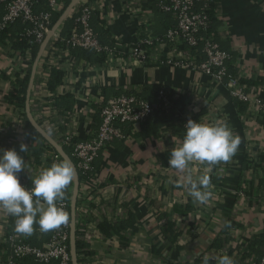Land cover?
Returning <instances> with one entry per match:
<instances>
[{
    "label": "crops",
    "instance_id": "0c3cea01",
    "mask_svg": "<svg viewBox=\"0 0 264 264\" xmlns=\"http://www.w3.org/2000/svg\"><path fill=\"white\" fill-rule=\"evenodd\" d=\"M101 1L103 14L99 15L106 20L110 42L118 56L109 70L96 67L95 71H86L82 65L87 60L73 53L59 56L49 69L64 74L63 85L55 94L46 92L37 81L39 69L46 64V50L34 72L41 48L34 61L31 53L20 60L11 57L10 48L0 49V149H15L25 159V170L18 175L28 178L35 166L40 167L45 143L54 148L53 143L57 144L71 131L77 141L87 138L93 124L100 122L97 98L107 102L140 91L155 102L161 89L174 91L184 97L188 116L206 110L203 123L225 121L233 134L240 137L238 150L228 162L190 165L194 176L207 168L213 195L206 204H199L177 186L185 173L169 167L168 159L181 141L165 125L154 131L158 117L147 120L145 125L151 129L146 132L141 133V126L134 125L131 133L139 132L140 136L117 140L99 154L91 182L86 184V201H82L78 212L76 204L75 223L79 227L76 240L87 244L79 251L77 263L203 264L207 259L217 264L220 256H229L228 244L221 251L212 247L223 231H228L236 241L234 246H242L240 252L264 229V165H258L264 153V113L257 104L260 101L264 105V0H216L215 27L220 46L232 54L228 64L249 97L244 112H240L225 85L201 72L129 62L127 57L137 30L136 14L123 11L119 0ZM138 3L150 18L153 31L164 33L157 16L158 0H138ZM2 15L0 11V20ZM64 15H60L56 25V32L62 37H65L62 27L68 20L63 19ZM26 73L31 74L30 98L23 116L8 105L6 97L15 89L17 77ZM57 94L68 95L62 99L61 107L53 106ZM68 104L71 112L66 118L61 111ZM21 144L27 151L20 152ZM256 165L259 167L255 168ZM70 191L73 201L74 181ZM70 211L72 217V204ZM103 221L111 224L131 221L137 232L127 228L121 237L110 238L100 232ZM9 223H14V219L0 209V264L8 257L5 237ZM167 231L177 235V239L166 238ZM48 234L34 225L31 235L39 236L43 246ZM229 257L238 264L241 256Z\"/></svg>",
    "mask_w": 264,
    "mask_h": 264
},
{
    "label": "built area",
    "instance_id": "2783aa9c",
    "mask_svg": "<svg viewBox=\"0 0 264 264\" xmlns=\"http://www.w3.org/2000/svg\"><path fill=\"white\" fill-rule=\"evenodd\" d=\"M73 1L70 0V3ZM119 1L123 11L136 14L137 17L135 42L127 57L129 62L141 65L155 63L159 66L201 72L212 77L219 84L225 85L233 98L249 103V97L243 92L237 75L228 73L229 54L221 49L212 36L205 35L209 28L205 10L212 0H159V9L168 12L175 20V25L163 38L151 36L150 18L140 9L138 0ZM66 3L67 0H0V11L3 13L0 20V35L20 23L24 26L20 36L27 39L29 49L36 46L41 48L55 27H53L54 15L65 14L68 9ZM101 3V0H79L64 18L72 19L74 22L70 35L62 37L60 33L54 32L46 48V64L39 69L37 78L42 87H45L51 71L49 69L55 66L59 56H71L72 51L77 49L93 51L105 57L104 63L91 65L88 62L83 63L82 67L86 71H95L96 67L103 70L112 68V63L118 59L117 51L100 41L91 23L94 12L99 11L101 15L103 14ZM105 28H108L107 24ZM145 46L149 47V50H146ZM19 59L24 60L23 57ZM170 92L167 88L160 90L158 99L162 102V106L148 103L128 93L113 97L107 102L96 97L97 99H94H96L100 122L93 124L94 127L89 130L87 138L77 141L74 131H71L66 133L57 145L61 148L69 147L81 173L89 177L94 172V165L99 154L115 141L126 138L120 125L141 124L154 114L168 111L172 104L169 98ZM90 99L93 100V96ZM257 104L264 113V105L260 101H257ZM49 147V144L45 143L42 160L39 162L40 167H34L31 177L23 179L19 177L23 186L31 187V179L47 168L48 159L51 164L64 161L57 151L50 152ZM89 182L91 179L87 178L85 185ZM69 187L65 190V199L59 206L69 213L70 222L66 226L53 230L52 237L41 247L29 243L27 241L29 236L15 233L14 224L9 223L5 237L8 257L4 264H16L17 261L24 259H31L36 264H73L72 217L69 211L72 194ZM246 248L245 245L244 250L250 254ZM238 264H264V256L259 259L254 255L245 259L240 257Z\"/></svg>",
    "mask_w": 264,
    "mask_h": 264
},
{
    "label": "clouds",
    "instance_id": "9594fccd",
    "mask_svg": "<svg viewBox=\"0 0 264 264\" xmlns=\"http://www.w3.org/2000/svg\"><path fill=\"white\" fill-rule=\"evenodd\" d=\"M240 143V137L233 134L225 121L207 124L189 119L184 125L182 141L171 150L168 159L169 167L185 173L177 186L185 189L195 202L206 204L213 195L207 168L194 176L190 165L228 162ZM25 151L26 146L21 144L20 152ZM23 170L25 159L15 149H0V209L14 219V232L30 236L34 225L45 233L66 226L70 215L59 205L75 179L72 164L67 160L53 163L31 179V187L23 186L19 180L18 174ZM203 264H208V260ZM217 264H234V260L223 255Z\"/></svg>",
    "mask_w": 264,
    "mask_h": 264
},
{
    "label": "trees",
    "instance_id": "16d2710c",
    "mask_svg": "<svg viewBox=\"0 0 264 264\" xmlns=\"http://www.w3.org/2000/svg\"><path fill=\"white\" fill-rule=\"evenodd\" d=\"M159 2V0H158ZM70 4V0H67L66 3V7L69 6ZM216 8H217V3L216 0H212V3L209 4V6L207 7V9L205 10V14L208 17L209 20V28L207 30V32L205 33L206 36H212L213 39L216 41V43L219 44V46L221 45L218 37H217V33H216ZM99 11L94 12L93 16H92V26L94 27L100 41L104 44L109 46L110 48H115L113 46V42H110V38L108 35V30L105 28L106 25V20L99 15ZM61 15V14H60ZM59 14H55L54 15V21H53V27L57 25V23L60 21V16ZM157 16H158V21H160V24L164 26L165 30L164 33L163 31L157 32L155 33L153 31V27L151 24L150 30H151V36L152 37H157V38H163L167 31L175 25V20L171 17V15L168 12H165L161 9H159L158 7V11H157ZM74 28V22L72 19H68L66 20V23L63 25L62 27V34H64L65 36H69L71 30ZM24 30V26H22L20 23L10 27L9 29L5 30L3 33H1L0 35V49H4L6 50L8 48V46L10 45V55L11 57H15L17 56L18 59L22 58V57H27L30 53L32 54V61H34L37 57L38 51H39V47L36 46L32 49H29V44L27 39L22 38L20 36V33H22V31ZM221 47V46H220ZM146 50H149V47L145 46L144 47ZM222 49V47H221ZM223 50V49H222ZM225 51V50H224ZM229 56H230V61H232L233 56L231 53H229L228 51H226ZM73 55H75L76 57H80L84 60H87L89 64H93L94 62H100V63H104L105 57L93 52V51H87V50H82V49H77L72 51ZM103 57V59L101 58ZM228 62V63H229ZM231 63V62H230ZM148 66H151L152 64H147ZM154 66V65H153ZM155 66H159V64H156ZM227 70L228 73L230 74H234L233 70L231 69V67L229 66V64H227ZM64 78V74L62 73L61 70H57V69H52L51 70V74H50V79L46 81L45 84V91L46 92H51V93H55L59 91V88L63 85V79ZM31 83V74L30 73H26L25 75L22 76H18L17 77V81H16V85H15V89L13 91H11L9 93V95L6 97V100L8 102V105H10L11 107L14 108L15 111H19L23 116L25 115V110L28 104V92H29V86ZM244 84H249L248 82H244ZM95 93V92H94ZM93 93V94H94ZM130 95H135L138 98L151 103V104H159L160 106H162V102L159 101V99H155L153 102V100H149L148 98H146L145 96H143L142 92L138 91V92H130L128 93ZM68 95H55V101L53 103L54 107H61V101L62 99H67ZM159 96V95H158ZM170 101H171V106L169 108L168 111L164 110L163 113L160 114H154L152 116H150L148 119H150L151 117H154L153 119H156V117H158L154 123V128L156 130H158V128L160 127V125H165L169 130L173 131L174 136L179 139L180 141H182L183 139V134H184V125L187 123V121L189 119L196 121V122H201L203 123L201 120H203V118H205V115L203 113H205L204 110H200L198 113H195V115L193 116H188L187 113L185 112L184 109V105H185V100L184 97H181L180 95H178L177 93H175L174 91L170 92ZM235 102L237 103V105L239 106V110L240 112H244L247 109V106L249 105L248 102H243L240 101L236 98ZM63 104V103H62ZM67 109H63L61 111V114L64 115V117L68 118L69 114H70V110H71V106L70 104L67 105ZM146 119L143 123L141 124H126V125H120L124 135L127 138H134L137 136H140L141 133L146 132V129H151L149 127H147L148 125H145V123L147 122ZM141 126V133L137 132V133H131V130L134 131V127L135 126ZM113 144V143H112ZM50 149L52 150V152H56V150L49 145ZM64 151L70 156V158L72 159V162L74 163L77 172H78V177H79V193H78V200H77V212L79 211V208L81 207V203L82 201H86V197L87 195L85 194V189H86V185H85V180L87 178L92 179V175L94 172H92L90 174L89 177H85L83 176V174L81 173L80 169L78 168L77 165V160L73 157V152L72 150L67 147V146H63ZM260 163L258 165H264V153H262V155L260 156ZM51 161L48 159L47 160V168L50 167ZM95 167V165H94ZM259 166L256 165L255 168H258ZM95 171V168H94ZM70 190V187H69ZM71 192V191H70ZM70 211V210H69ZM71 213V211H70ZM14 224V223H13ZM127 228H131L133 230V232H137V229L135 227V225L133 224V222L131 221H123L120 223H116V224H111L108 221H103L100 225H99V229L100 232L102 234H105L106 236H109L110 238L113 237H121L120 234L123 230L127 229ZM52 231H49V234L47 236V238L45 239V241H49V239L52 237ZM76 233L79 234V227L76 226ZM165 237L166 238H172V239H177V235H173L172 232L167 231L165 233ZM230 237V233L228 231H223L222 234L215 239L214 243H213V249H215L216 251H221L224 244H228V254L229 256H235L236 254L240 255L243 259L254 255L256 257H261L264 255V229L254 235L250 242H248L247 246V251L250 252V254L246 253V251L244 250V248H242V251L239 252V250H241L240 248L242 246L240 245H235L237 244L235 243L236 241L233 240ZM27 241L29 243H31L34 246L37 247H41L40 245V239L39 236L36 235H30L27 239ZM87 247V244L76 240V251H77V256L79 255V251L83 248ZM239 252V253H238ZM259 259V258H258ZM79 261V259H78ZM80 262V261H79ZM16 264H36L33 260L31 259H24V260H19L16 262ZM208 264H216V262L208 260Z\"/></svg>",
    "mask_w": 264,
    "mask_h": 264
},
{
    "label": "water",
    "instance_id": "95a60500",
    "mask_svg": "<svg viewBox=\"0 0 264 264\" xmlns=\"http://www.w3.org/2000/svg\"><path fill=\"white\" fill-rule=\"evenodd\" d=\"M79 2V0H74L69 8L67 9L63 19L69 14V12L75 7V5ZM57 30V26L53 28V30L49 33V35L47 36L43 46L41 47V50L39 52L38 58L36 60L35 63V69L34 72L36 71V68L38 66L39 60L41 58V56L43 55V53L45 52L48 44L50 43V40L54 34V32H56ZM30 94V93H29ZM30 98V95L28 96V99ZM54 148L56 149V151L61 155V157L63 158V160H67L69 161L75 171V192H74V198L72 201V221H71V254H72V261L73 264H78L77 263V254H76V223H75V209H76V204H77V197H78V193H79V177H78V173L76 168L74 167L73 163L71 162V160L69 159V157L64 153V151L62 150L61 147H59L57 144L53 143Z\"/></svg>",
    "mask_w": 264,
    "mask_h": 264
}]
</instances>
